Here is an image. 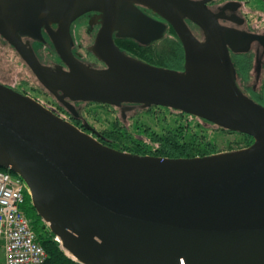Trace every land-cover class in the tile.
<instances>
[{
    "label": "water",
    "instance_id": "water-1",
    "mask_svg": "<svg viewBox=\"0 0 264 264\" xmlns=\"http://www.w3.org/2000/svg\"><path fill=\"white\" fill-rule=\"evenodd\" d=\"M138 6L174 29L183 71L151 65L115 44L114 32L142 42L162 38L166 25ZM88 11L101 13L92 50L104 69L84 64L70 48V25ZM186 19L205 30L204 42ZM43 27L69 71L44 67L22 43L21 35L38 38ZM0 35L52 93L168 107L253 139L235 151L191 158L134 154L0 84V167L23 179L69 257L80 264H264V107L237 87L231 33L199 2L0 0Z\"/></svg>",
    "mask_w": 264,
    "mask_h": 264
},
{
    "label": "flooded vegetation",
    "instance_id": "flooded-vegetation-1",
    "mask_svg": "<svg viewBox=\"0 0 264 264\" xmlns=\"http://www.w3.org/2000/svg\"><path fill=\"white\" fill-rule=\"evenodd\" d=\"M192 1L199 2L212 21L216 22L220 27L228 30L231 33L229 41L233 44L235 49L231 47L230 44H228L227 47L231 61L236 71L237 87L251 100L264 107V0ZM138 7L147 16L166 25L162 38L151 40L149 42H142L130 37L117 36V32H114L113 39L115 44L126 54L154 65L153 61H156L160 55L161 49L159 44L169 40L174 45L173 49H171V56L174 58V61L176 49L181 53L182 60L175 68H165L183 71L185 66V53L182 43L180 42L174 29L162 17L155 14L152 10L143 6ZM100 16L101 13L98 11H88L77 17L70 25V35L72 40L70 48L73 55L84 64L96 69L106 68V64L98 59L92 50V47L94 46L99 31L102 27V19ZM186 23L193 35L199 41L204 42L206 40L205 30L189 19H186ZM50 27L52 30L57 31L58 24H52ZM20 37L25 47L33 50L35 56L44 67L49 68L53 72H57L58 68L69 71V67L58 55L57 50L46 31V28H42L41 36L38 38L32 37L30 35H21ZM0 41L3 42V44H7L22 59L26 67L31 71V73L36 78V81L40 85V91H37V93H42L47 102L42 101L40 97L37 96V94L34 95L33 93H35V91L30 92L25 90L24 87L21 88L19 86L11 85L8 81L4 80V77H0L1 85L9 87L10 89L22 95L29 96L30 98L41 103L47 109L51 110L63 120L72 123L81 131L90 134L98 140H101L102 137H99L97 134L98 131L84 122L81 109L85 104L99 105L103 107L107 106L108 104L74 101L68 97H63L64 94L61 91L52 93L37 78L35 73L24 61L16 48L7 42L1 35ZM126 46L132 47V49L135 50L137 54L131 52ZM143 52L150 53V58L144 56ZM68 105L71 108H69ZM115 107L120 109L122 117L126 118L127 111L140 108L142 105L124 103ZM200 120L205 121L207 124L214 125L213 123L204 119L200 118ZM252 143L253 140L250 144L240 145L237 148L228 147V149H225V151L222 152L235 151L240 148L248 147ZM220 152L221 151H218L216 148H214L211 154Z\"/></svg>",
    "mask_w": 264,
    "mask_h": 264
},
{
    "label": "rangeland",
    "instance_id": "rangeland-1",
    "mask_svg": "<svg viewBox=\"0 0 264 264\" xmlns=\"http://www.w3.org/2000/svg\"><path fill=\"white\" fill-rule=\"evenodd\" d=\"M167 36V35H166ZM168 37V36H167ZM160 55L154 65L162 67H177L171 56L174 45L169 40L159 44ZM131 52L137 54L130 46H126ZM176 47V44H175ZM147 51V50H146ZM144 56H151L143 52ZM151 61V60H150ZM170 65V66H168ZM176 65V66H175ZM0 77H4L11 85L35 91L34 95L47 102L40 91V85L31 71L26 67L22 59L7 45L0 41ZM82 118L87 125L96 129L101 142L111 145L122 134L132 136L146 145L152 144L151 134H164L168 130L183 129L185 140L193 139L194 144L201 143L210 149L225 151L228 147L237 148L249 141L247 135L225 130L216 125L207 124L200 118L162 106L147 108H135L127 111L126 118L121 115L120 109L115 106H99L85 104L82 106ZM221 128V129H220ZM180 131V130H179ZM253 140V139H251ZM127 152V151H126ZM43 224L47 225L44 221ZM0 264H4V250L0 242Z\"/></svg>",
    "mask_w": 264,
    "mask_h": 264
},
{
    "label": "trees",
    "instance_id": "trees-1",
    "mask_svg": "<svg viewBox=\"0 0 264 264\" xmlns=\"http://www.w3.org/2000/svg\"><path fill=\"white\" fill-rule=\"evenodd\" d=\"M181 60L182 55L176 49V65H178ZM185 136L187 135L183 133V129L181 128H176L173 131L168 130L164 134H151L150 137L152 144L150 146L144 144L142 141L132 136L122 134L119 139H116L111 145L108 146L139 155H154L169 158H191L209 155L213 152V149H210L206 146H201V143L194 144L193 139L190 137L188 138L189 140L187 142L185 140ZM249 139L250 141H246V144H250L252 142V138L249 137L248 140ZM0 170L7 171V169L1 167ZM22 208L31 220L32 226L38 235L39 241L47 253V258L44 264H80L65 253V251L61 248V244L56 240V237L43 224L42 219L39 217L31 203V197L28 191H25L24 193V202L22 204Z\"/></svg>",
    "mask_w": 264,
    "mask_h": 264
},
{
    "label": "built area",
    "instance_id": "built-area-1",
    "mask_svg": "<svg viewBox=\"0 0 264 264\" xmlns=\"http://www.w3.org/2000/svg\"><path fill=\"white\" fill-rule=\"evenodd\" d=\"M25 191L29 193L21 177L9 170H0V242L4 264H44L47 258L31 220L22 208Z\"/></svg>",
    "mask_w": 264,
    "mask_h": 264
},
{
    "label": "bare ground",
    "instance_id": "bare-ground-1",
    "mask_svg": "<svg viewBox=\"0 0 264 264\" xmlns=\"http://www.w3.org/2000/svg\"><path fill=\"white\" fill-rule=\"evenodd\" d=\"M69 256H71L70 254H68Z\"/></svg>",
    "mask_w": 264,
    "mask_h": 264
},
{
    "label": "crops",
    "instance_id": "crops-1",
    "mask_svg": "<svg viewBox=\"0 0 264 264\" xmlns=\"http://www.w3.org/2000/svg\"><path fill=\"white\" fill-rule=\"evenodd\" d=\"M1 245H2V243H1Z\"/></svg>",
    "mask_w": 264,
    "mask_h": 264
}]
</instances>
